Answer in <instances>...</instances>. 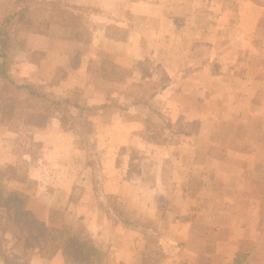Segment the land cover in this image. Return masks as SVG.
Masks as SVG:
<instances>
[{
  "label": "rangeland",
  "instance_id": "obj_1",
  "mask_svg": "<svg viewBox=\"0 0 264 264\" xmlns=\"http://www.w3.org/2000/svg\"><path fill=\"white\" fill-rule=\"evenodd\" d=\"M94 1L0 0L10 79L82 106L38 99L0 78V264H135L117 253L136 241L118 225L140 231L155 222L135 220L134 204L105 193L96 132L114 114L140 134L132 166L162 159L164 181L186 180L206 200L203 210L222 216L218 225L264 248V0ZM103 27L107 43L95 50ZM86 56L99 103H87L80 85H64L83 75L74 69ZM59 132L68 135L64 145L36 139ZM150 149L156 156L139 154ZM196 201L187 204L194 217ZM20 205L90 242L91 262L59 243L43 249L46 233L26 226ZM166 206L169 218L184 215Z\"/></svg>",
  "mask_w": 264,
  "mask_h": 264
},
{
  "label": "crops",
  "instance_id": "obj_2",
  "mask_svg": "<svg viewBox=\"0 0 264 264\" xmlns=\"http://www.w3.org/2000/svg\"><path fill=\"white\" fill-rule=\"evenodd\" d=\"M79 2L85 5H95L94 0H79ZM169 26L167 25V27ZM107 39L103 27L92 41L94 49L97 50L106 45ZM124 42L127 43V41ZM83 57L80 56L79 59ZM29 67H33V63L30 62ZM89 67L90 56H86L84 61H80L79 69H74L79 72L84 70V76L78 72L77 78H73L72 83L63 82L68 88L80 85L86 93L87 103H99L103 101L104 96L101 98L98 94L97 98L94 92L95 88L93 89L94 83L85 79L86 70L88 71ZM245 75L246 84L255 80L251 73ZM69 77L70 75L66 76L65 81ZM52 92L55 91L52 90ZM126 125L128 126L125 129ZM129 126L130 124L126 123L121 116L114 114L97 129L96 141L99 146L105 145L103 146L105 147V164L102 168L106 176L105 193L134 204L136 216H138L135 220L155 222L156 225L153 224L156 228L162 219L169 220V223L159 224L162 228L159 231L162 234H156L153 226L135 231L129 229L126 224H119L118 227L124 228V234L136 238L135 243L130 244L129 240H124L119 244L117 253L120 254V259L125 263L135 261V264H264V255L261 258L260 255H257L260 250L264 251V248L254 246V240L248 242L249 240L242 237L235 229H227L226 226L224 228L222 225H218L220 224L218 219L220 220L222 216L217 212L204 211L203 205L206 200L194 198L188 191L186 180H177L178 182L174 185L164 181V176L167 173L166 166L162 164L163 160L156 156V151L151 149L140 151L141 155L156 156L155 160L146 162V158L142 157L140 162L144 163L137 164V167L135 164L132 166L133 161L137 163V159L136 157L131 159L130 150L139 147L137 139L139 140L140 134L138 135ZM67 137L65 132L54 133L51 136L46 133H38L36 139L42 142L53 141L60 146L65 144L63 138L67 140ZM157 162L160 164H156ZM203 185L205 186V184ZM191 200H197L195 203H198L199 207L201 206L196 210L198 214L195 217L191 214L192 209L187 207L188 201ZM172 203H174L176 214L191 213L188 216L174 215L173 218H169L163 213H168L166 204L171 205ZM198 229L199 231H197ZM197 237H199L200 245L195 248L193 245ZM258 248L260 250L256 254L255 249ZM160 253L163 257H159Z\"/></svg>",
  "mask_w": 264,
  "mask_h": 264
},
{
  "label": "trees",
  "instance_id": "obj_3",
  "mask_svg": "<svg viewBox=\"0 0 264 264\" xmlns=\"http://www.w3.org/2000/svg\"><path fill=\"white\" fill-rule=\"evenodd\" d=\"M8 20V19H7ZM8 34L3 33V31H0V78H5L6 80L10 81V83L15 84L16 89H24L25 92L29 95H34L38 99L42 98L43 100H49L50 102H53L55 104H67L75 106L78 110L82 107L80 104H73L66 98L62 101L60 99H54L52 97H48L45 93L38 91L33 87L31 83L25 82L23 84H17L14 81H12L9 77V54L7 51L8 48ZM49 98V99H45ZM64 110H67L66 108L61 107ZM3 190L0 187V193ZM11 193H7L4 197L5 199L12 198ZM3 195V194H1ZM8 195V196H7ZM13 198H17V196L13 195ZM21 206V205H20ZM22 207V206H21ZM17 212L20 213L23 217L24 223L26 226L32 228L33 230H43L46 233V237H44L45 244L43 246L47 247L49 244H52L53 242L59 243L62 245L63 253L70 255L72 258L79 256L82 254L83 260L86 261V263H90L94 254L93 250L90 248V242L83 241L80 238H77L75 235H73L67 226L64 224L60 227L56 226H50L48 225L44 220L38 219L28 208H18ZM15 236V234H13ZM47 245V246H46Z\"/></svg>",
  "mask_w": 264,
  "mask_h": 264
}]
</instances>
